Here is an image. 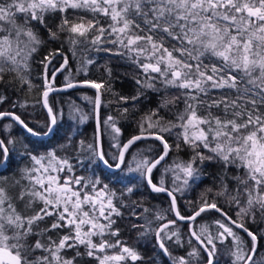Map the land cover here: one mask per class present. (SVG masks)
Returning a JSON list of instances; mask_svg holds the SVG:
<instances>
[{"label": "snow or ice", "instance_id": "1", "mask_svg": "<svg viewBox=\"0 0 264 264\" xmlns=\"http://www.w3.org/2000/svg\"><path fill=\"white\" fill-rule=\"evenodd\" d=\"M69 10H73L75 20H69ZM80 11L91 13L92 19L78 15ZM57 12L63 14L59 32L72 34V45L80 43L77 37L88 40L91 35L90 42L97 51L127 56L142 70L144 79L137 77L138 85L155 91L154 81L160 79L166 88L180 90L179 96L173 97L171 102L183 98L184 103L183 111L177 116L178 123L162 124L163 117L154 119L158 111L153 110L139 122L140 135L133 136L122 146L113 144L116 152L111 153L104 151L99 144L98 120L96 141L87 145L80 141L77 149L80 153H87V162L80 161L81 166L85 169L103 167L112 175H116L115 170L123 172L126 166L128 173H138L152 192L167 193L171 198L168 211L174 212L177 220L195 222L202 213L212 209L225 217L228 223L215 222V235L211 234L209 225H201L198 232L190 224V234L198 247L189 241L192 250L186 256L172 257L166 244V241H174L183 246L179 231H169V225H175L177 220H168L156 229V243L173 264H192L193 261L203 264L204 259L206 264H219L217 241L222 244L228 237L233 241L232 264H264V260H255L258 235L244 223L231 220L215 198L209 202L207 196L202 195L198 210L185 217L177 209L176 195L191 187L190 181L199 178L197 160L200 164L216 161L225 169V175L221 177L222 190L216 195L228 196L229 203L236 205L238 220L251 216L255 222L256 210L264 219V0H0V82L6 71L19 74L20 67L27 66L31 53L42 43L32 22L47 27V14ZM98 16L111 22L103 27ZM49 35L53 40L59 39L56 31L49 30ZM205 57L209 60L207 64L204 63ZM86 63L93 61L87 60ZM45 68H48L47 64ZM106 71L111 77V69ZM19 79L22 86L32 87L27 77L19 76ZM82 83L97 90L95 104L98 110L105 82L84 80ZM76 86L78 84L71 80L65 85L66 88ZM54 90L46 77L43 107L48 115L43 127L47 131L30 127L14 112H0V119L10 117L31 136L54 134L59 117L48 104L49 93ZM214 90L217 91L215 97ZM139 98L138 94L121 96L120 100L138 101ZM5 99L0 96V103ZM167 103L169 101L162 103L161 107H166ZM21 107L25 105L21 104ZM202 110L205 115L200 114ZM123 111L127 113L128 109ZM86 119L81 115L80 122ZM104 123L111 124L116 133L120 132L113 117L109 116ZM11 127V123L4 125L5 130ZM177 127L181 131L176 133V150L180 151L182 140L193 155L188 161L177 158L165 167V173L173 175V187L168 188L163 176L159 183L154 182L153 172L171 151L165 133L172 135V130ZM150 137L163 145L162 154L156 157L138 153L131 162L127 161L129 148L136 141ZM72 139L68 136V144H62L61 148L70 147ZM16 142L14 137L0 139V168L7 169ZM202 149L212 155H205ZM23 155L29 158L31 166L21 169V179L15 180L12 186H20L16 199H27L25 209L33 214L18 211L8 189L0 184V264H78L77 257L84 255L98 264H127L128 260L136 264L143 259L138 251L119 239L120 230L113 227L116 223L113 217L122 216L120 207L127 206L123 198L135 194L137 184L133 181L136 177H127L128 184L117 197L112 185L104 182L108 177L97 175L95 171L87 177L65 175L61 178V172H73V167L55 150L37 156L26 148ZM229 167L243 170L242 174L231 177L236 181L235 195H229V186L225 183ZM21 180H27V185H21ZM211 191L207 189V192ZM241 197H246L243 205ZM37 203L43 205L39 210L35 209ZM131 207L132 215H136V208L143 207V204L133 201ZM48 218L52 219L50 227L38 232L34 230ZM155 219L164 220L166 217L163 212H157ZM231 224L243 229L251 238L250 251ZM63 229H67V233L58 242L51 236H48L47 243L44 242L47 233ZM150 232L152 229L148 227L140 235ZM259 235L264 237V230ZM33 236L37 239L30 243ZM93 237H98L99 243ZM80 246L85 248L84 253L79 251ZM66 249H74L76 255L66 258L63 255ZM109 250H113L111 254ZM37 251L42 254L36 255Z\"/></svg>", "mask_w": 264, "mask_h": 264}, {"label": "trees", "instance_id": "2", "mask_svg": "<svg viewBox=\"0 0 264 264\" xmlns=\"http://www.w3.org/2000/svg\"><path fill=\"white\" fill-rule=\"evenodd\" d=\"M62 15L63 14L58 12L47 14V27L32 22L34 26L33 30L42 43L37 46L35 52L31 53V56L27 60V66L25 67L22 65L20 67L19 74L17 72H5L4 80L0 82V96L6 99L3 103H0V112H14L30 127L47 131V129L43 127L47 116L40 104V95L45 89V78L47 77V80L52 86L67 83L68 80L105 82V88L101 89V105L98 109L97 121L99 120L100 146H102L103 150L106 152H116V149L112 147L113 144L119 143L121 145L129 137L139 134V122L153 110L158 111V115L154 117V119L163 117L161 120L162 124L167 125L169 121L178 123L177 116L184 109L183 98L176 103H172L171 101L173 97L179 96L180 90L171 87L166 88L160 79L154 81L157 89L155 91L151 88L141 87L136 83V78L138 77L141 80L144 79L142 70L133 64L127 56L122 57L113 55L110 52L97 51L90 42L91 35L88 40L77 37L80 43L72 45L70 43L72 34L66 31L59 32L58 26L61 23ZM78 15L84 16L86 19H92V14L89 12L80 11ZM68 18L69 20L76 19L73 10L68 11ZM98 18L103 27H107L111 22L108 18L102 16H98ZM49 30L58 32L59 39H51ZM22 39L26 40L27 37H22ZM107 47L113 46L107 45ZM49 57H51V59L47 64L48 68L44 69V63ZM65 57H67L66 65ZM87 60H92L93 63L88 64L86 63ZM204 63H209L208 58H204ZM62 65H64L63 68H61ZM43 69L44 78L42 75ZM106 69H111V77L108 76ZM53 73H55V75H53ZM152 75L155 76L157 74ZM19 76L27 77L32 87L29 88L27 84L22 86ZM138 94L140 96L138 101L129 99L127 102H124L120 100L121 96L132 97ZM216 95L217 91L214 90L213 96L215 97ZM93 96V89L83 86L50 93L48 96V104L58 114V126L54 134L41 139L30 137L8 118L0 119V139L7 140L9 137H14L17 141L11 153L7 169H0V184L8 189V194L13 198V202L16 204L18 211L25 215L33 214L31 210L25 209L27 199H25V201L16 199L20 193V186H12L15 180L21 179V169H24L26 166H31L29 158L23 155L26 148L37 156L43 155L50 150H55L58 156L67 158L73 167V172H61L59 174L61 178L65 175L87 177L92 171H95L97 175L108 177L104 182L112 185L117 197H120V193L124 190V186L128 184L127 177L134 176L136 179L133 183L137 184L135 194L123 198L124 204L127 206L120 207V211L123 213L122 216L113 217V219L116 220L113 227L114 229L118 228L120 230L119 239L124 241L127 246L134 248L143 257V259L137 261L136 264H173L172 259L164 255L159 248L154 235V231L167 223L168 220H176L172 216L171 211H168L170 205L167 196L163 193H154L149 190L145 183L140 180L139 174L128 173L126 166H124L125 170L123 172L115 170L116 175H112L103 167L85 169L81 166L80 161L87 162V153H80L77 151L80 141H84L85 145L96 141L93 123ZM165 101H169V103H167L166 107H161V104ZM14 103L16 105L15 107H13ZM21 104H24L25 107L22 108ZM125 108L128 109L127 113L123 111ZM213 111L216 112L215 109H213ZM200 114L205 115L206 112L202 110ZM216 114L219 113L216 112ZM81 115L87 117L83 123L80 122ZM109 116L114 118L116 127L120 129L119 133L113 130L111 124L106 125L104 123ZM9 123L12 124V127L5 130L4 125ZM180 131L181 129L177 127L172 130V135L165 133L167 141L171 145V151L165 158V161H163L157 169H154L153 172L154 182L159 183L163 176L168 188L173 187V175L171 172L165 173V167L171 165L177 158L188 161L193 155L191 149L183 144L182 140L180 141V151L176 150V133ZM68 136L73 138L71 146L61 148L62 144H68ZM113 137H115V139H113ZM149 149H151V152L148 151ZM202 151L205 155H212L206 149H202ZM161 152L162 147L160 143L153 138H148L136 141L129 148L126 157L127 161L131 162L133 156L138 153L157 157ZM134 166L133 164V167ZM196 166L200 169L199 178L194 182L190 181L191 187L183 191V193H176L177 209L180 214L188 216L197 209L202 195L207 196L209 202L215 198L218 206L223 212L227 213V216L231 217V220L244 223L245 227L258 235L255 260H264V237L259 235L261 231L264 230V219H261L259 210L255 211V222H253L251 216L245 218L243 221L238 220L237 211L239 209L236 205L229 203L228 196L216 195L223 187L221 183V177L225 175L223 165L216 161H205L203 164H200L199 160H197ZM242 172V169L238 170L235 167L228 168L225 183L229 186V195H235L236 193V181L232 180L231 177L240 175ZM117 177L120 179L118 180ZM27 183V180H21V185H27ZM207 189H212V191L207 192ZM133 201H140L143 204V207L136 208V215H132L131 205ZM245 202L246 197H241V204L243 205ZM116 203L119 207V200H117ZM40 207H43L42 203H37L35 205L36 210H39ZM145 208L149 209V211L145 212ZM157 212H163L166 219L156 220L155 216ZM218 220L228 223L218 212L208 210L197 217L195 222L177 221L175 225H169L170 232L179 231L181 243L183 245L180 246L174 241H166L169 251L172 253V257L186 256L187 253L192 250L189 241H191L192 245L198 247L197 242L190 234V224L198 232L201 225H209L211 234L215 235L217 231L215 222ZM101 222L104 221L102 220ZM51 223L52 219L48 218L46 221L40 222L34 230L38 232L41 229L48 228ZM133 224H136L137 227L133 228ZM230 226L241 239L245 241V247L250 251L251 239L248 235L232 224ZM148 227L152 229V232L141 236L140 233L144 232L145 228ZM66 233L67 229L52 231L47 233L43 239L44 242L47 243L48 236H51L53 240L58 242L60 237ZM105 238L112 239L113 241L115 239L112 237ZM35 239H37V237L33 236L29 242L32 243ZM93 239L99 243L98 237H93ZM217 246L219 248L217 255L219 264H232L233 257L230 255V252L233 250L232 238L228 237L222 244L217 241ZM79 251L84 253L85 248L80 246ZM112 251L113 250H109V254H111ZM116 251H118V249H116ZM41 254L40 251L36 253V255ZM63 255L66 258H71L76 255V251L74 249H66ZM77 261L78 264H98L97 261L86 255L77 257ZM205 262L206 259L203 260V264ZM127 264H133V262L128 260ZM192 264H195V261H193Z\"/></svg>", "mask_w": 264, "mask_h": 264}, {"label": "water", "instance_id": "3", "mask_svg": "<svg viewBox=\"0 0 264 264\" xmlns=\"http://www.w3.org/2000/svg\"><path fill=\"white\" fill-rule=\"evenodd\" d=\"M50 59H51V57H49L47 60H46V62L44 63V69H45V65L46 64H48V62L50 61ZM44 69H43V73H42V75H43V78H44ZM84 80H79V81H72V82H74V83H77L78 84V86H76V87H80V86H83V87H88L87 85H84L82 82H83ZM65 85H66V83H64V84H61V85H57V86H53L54 87V89H56V90H54V91H52V92H50V93H55V92H59V91H63V90H67V89H70V88H66L65 87ZM74 88V87H73ZM89 88H91V87H89ZM91 89H93V92H94V96H93V123H94V128H95V138L97 139V135H98V128H97V116H98V110H97V107H96V104H95V98H96V95H97V90L96 89H94V88H91ZM45 91V89L41 92V95H40V104H41V107H42V109H43V111L45 112V114H46V116L48 115L47 114V109H45L44 107H43V92ZM49 93V94H50ZM8 119H10L11 120V118L9 117ZM15 125H17L14 121H12ZM21 130H23L26 134H28L23 128H21L19 125H17ZM29 135V134H28ZM136 135H140V133L139 134H136ZM136 135H133V136H136ZM30 137H32V138H36V139H41V138H45V136H40V137H35V136H31V135H29ZM133 136H131V137H129L128 139H126L122 144H121V146L123 145V144H125V143H127ZM48 137V136H47ZM151 138V137H150ZM154 139V138H153ZM159 142V141H158ZM160 143V142H159ZM99 144H100V137H99ZM161 145V147H162V152H163V145L162 144H160ZM162 152L160 153V154H162ZM159 156V155H158ZM157 156V157H158ZM1 169V168H0ZM106 169V168H105ZM106 170H108V169H106ZM109 171V170H108ZM62 181H61V183H63V179H61ZM145 183V185H146V182H144ZM146 187L149 189V190H151L147 185H146ZM163 194H165L166 196H167V198H168V202H169V205H171V198L167 195V193H163ZM196 210H198V208L197 209H195L194 211H196ZM212 210H214V209H212ZM194 211L190 214V215H188V216H191V215H193V213H194ZM215 211V210H214ZM172 213V216L174 217V219H176L177 220V217H176V215H175V213L174 212H171ZM219 213V212H218ZM220 215H221V213H219ZM222 216V215H221ZM185 217H187V216H185ZM223 217V216H222ZM223 218H225V217H223ZM177 221H181V222H186L187 220H177ZM233 226H235V224H232ZM236 227V226H235ZM241 231H243V229H241V228H239ZM244 232V231H243ZM245 234H247L246 232H244ZM250 238V237H249ZM251 239V238H250ZM251 246H252V242H251ZM250 250H251V248H250ZM204 264H206V262L204 263Z\"/></svg>", "mask_w": 264, "mask_h": 264}]
</instances>
